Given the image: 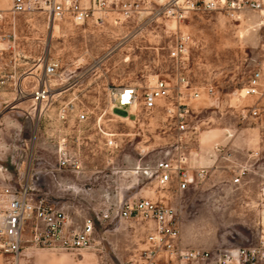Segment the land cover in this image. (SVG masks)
<instances>
[{
  "label": "rangeland",
  "instance_id": "1",
  "mask_svg": "<svg viewBox=\"0 0 264 264\" xmlns=\"http://www.w3.org/2000/svg\"><path fill=\"white\" fill-rule=\"evenodd\" d=\"M197 1L199 9L179 21L170 10L188 0H118L77 26L70 19L52 23L41 12L11 16L12 0H0V187L29 182L35 198L62 208L74 229L95 221L91 249L26 245L19 261L0 257V264H131L147 247L151 225L113 216L138 199L178 209L183 247L214 252L258 244L264 235V121L242 118L255 99L239 94L264 56V17L248 9L247 0ZM179 33L193 41L187 73L201 94L189 102L191 133L183 137L162 106L145 112L140 103L157 80L174 85L169 51ZM50 59L60 61L55 89L62 93L34 107L26 77ZM22 86L25 99L16 94ZM112 87L137 89L130 113L112 107ZM61 103L85 110L87 121L64 132L76 171L52 174L51 128ZM106 135L112 147H105ZM179 153L188 157L193 179L181 194L174 184L158 185L154 172L157 162ZM106 213L111 219L98 224Z\"/></svg>",
  "mask_w": 264,
  "mask_h": 264
},
{
  "label": "built area",
  "instance_id": "2",
  "mask_svg": "<svg viewBox=\"0 0 264 264\" xmlns=\"http://www.w3.org/2000/svg\"><path fill=\"white\" fill-rule=\"evenodd\" d=\"M118 0H12L9 15H31L44 13L48 21L59 22L70 19L75 25H84L95 15V9L104 5L115 4ZM197 0H188L186 5L176 4L170 10L179 21L186 13L199 9ZM208 8H215V3H202ZM248 9L264 17V0H247ZM127 15L128 11H124ZM1 17V15H0ZM189 35L179 33L169 51V59L176 66L174 85L166 80H157L146 90L141 98L145 112L163 108L165 115L173 121L174 130L183 137L190 134L192 111L189 102L200 98V92L194 88L187 73L189 50L192 46ZM40 71H28L26 79L30 86L28 100L34 107L48 106L61 91L55 89L60 70V61L50 59L40 66ZM23 87V86H22ZM19 87L16 94L25 99V87ZM108 98L113 108L130 113L137 105L139 97L136 88L112 87L108 89ZM206 95L212 97V87L206 88ZM240 97L252 98L255 102L243 108L241 115L255 121H264V56L251 72ZM87 121V112L77 110L70 103H61L55 111L51 128L54 132L56 163L53 172H75L76 161H71L67 137L64 134L71 125H82ZM105 147L114 145L111 137L106 135ZM188 157L179 153L174 160L159 161L154 166L156 181L161 187L176 185L174 191L183 193L193 182L190 178ZM40 173V172H38ZM201 176V172L196 173ZM244 175L239 173L233 184H238ZM178 209L162 202L138 199L125 203L114 216L123 221L145 222L151 225V232L146 237L145 249L140 251L131 264H261L264 262V235L255 246L243 249H218L211 252L200 248H186L181 242L180 217ZM108 213L98 217L96 222L103 224L111 219ZM28 238H25V232ZM95 221L86 219L79 229L71 225L67 213L45 199L37 200L33 187L28 182L19 188L6 185L0 187V257L11 259L16 263L23 255L26 245L33 248L58 249L66 252H79L91 249L94 245Z\"/></svg>",
  "mask_w": 264,
  "mask_h": 264
},
{
  "label": "crops",
  "instance_id": "3",
  "mask_svg": "<svg viewBox=\"0 0 264 264\" xmlns=\"http://www.w3.org/2000/svg\"><path fill=\"white\" fill-rule=\"evenodd\" d=\"M176 188V185H174V189ZM174 193H176V191H174Z\"/></svg>",
  "mask_w": 264,
  "mask_h": 264
},
{
  "label": "bare ground",
  "instance_id": "4",
  "mask_svg": "<svg viewBox=\"0 0 264 264\" xmlns=\"http://www.w3.org/2000/svg\"><path fill=\"white\" fill-rule=\"evenodd\" d=\"M145 174V173H144ZM147 174V173H146Z\"/></svg>",
  "mask_w": 264,
  "mask_h": 264
}]
</instances>
